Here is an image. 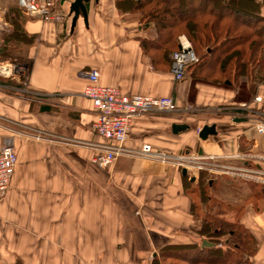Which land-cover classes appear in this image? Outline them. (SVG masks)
<instances>
[{"label":"crops","instance_id":"crops-1","mask_svg":"<svg viewBox=\"0 0 264 264\" xmlns=\"http://www.w3.org/2000/svg\"><path fill=\"white\" fill-rule=\"evenodd\" d=\"M73 2L56 0L65 13L58 23L28 14L18 0L0 7L4 32L19 7L20 28L33 37L26 45L27 78L0 76V148L11 142L18 153L11 188L0 200V264H162L164 247L208 241L195 217L201 177L215 181V197L245 206L240 221L257 240L251 261L264 264V194L250 186L263 183L184 175L183 168L135 155L99 168L91 163L96 150L90 143L103 139L84 94L88 71L97 68L101 85L174 96L175 110L134 118L129 148L148 142L175 153L242 154L226 160L264 169V133L257 129L264 123V79L227 83L189 70L176 81L170 56L143 48L142 38H155L157 29L143 24L141 12L120 8L117 0H90L87 20L81 13L73 26ZM250 6L246 11L264 17V0Z\"/></svg>","mask_w":264,"mask_h":264},{"label":"trees","instance_id":"trees-1","mask_svg":"<svg viewBox=\"0 0 264 264\" xmlns=\"http://www.w3.org/2000/svg\"><path fill=\"white\" fill-rule=\"evenodd\" d=\"M251 1L117 0V6L141 12L144 25L155 24L156 37L141 41L147 52L161 49L172 64V54L179 48L178 37L186 34L199 56L187 71L214 81L237 83L242 76L264 79V17L246 11L252 10ZM15 11L17 14L10 18L11 29L0 37V60L28 63L26 45L33 37L20 28L21 9L16 7ZM215 186V181L201 177L194 187L199 194L195 211L199 234L213 245L166 246L160 251L162 264H253L257 240L240 221L245 206L236 207L215 197ZM250 186L257 196L264 194L262 186Z\"/></svg>","mask_w":264,"mask_h":264},{"label":"built area","instance_id":"built-area-1","mask_svg":"<svg viewBox=\"0 0 264 264\" xmlns=\"http://www.w3.org/2000/svg\"><path fill=\"white\" fill-rule=\"evenodd\" d=\"M18 3L25 12L40 16L44 22L58 23L65 18V13L57 7L56 0H18ZM5 29H7V23L0 15V36ZM179 42V48L172 54L171 64L172 75L176 81L183 80L188 67L199 61V56L187 36L181 35ZM27 72L28 68L24 63L11 60L0 61V76L3 78H12L15 75L26 77ZM88 78L89 83L84 94L91 100L97 112L94 129L103 139L102 142L90 143V146L96 150V154L91 158L93 165L106 168L121 155H135L152 158L187 171L206 172L210 176L228 175L264 184L263 168L236 165L226 160L228 157L243 158L242 154L220 156L200 155L188 151L175 153L158 149L148 142L143 143L139 150L129 148L126 143L129 140L134 118L154 111L175 110L177 107L175 97L131 95L116 87L101 85L100 71L97 68L88 71ZM255 100L260 101L261 97H256ZM257 129L260 133H264V123L257 125ZM40 137V135L37 136V138ZM17 164V150L11 142H7L0 148V200L11 188Z\"/></svg>","mask_w":264,"mask_h":264},{"label":"water","instance_id":"water-1","mask_svg":"<svg viewBox=\"0 0 264 264\" xmlns=\"http://www.w3.org/2000/svg\"><path fill=\"white\" fill-rule=\"evenodd\" d=\"M90 0H74V2L72 3L71 5V12L74 13V18H73V26H75V23H76V20L77 18L80 16V14L82 13L85 17V19L87 20V6H86V3L89 2ZM177 129L178 128H182V126H178L176 125L175 126ZM208 130L207 127L203 128L200 132V137L203 138V139H206V131ZM182 173L184 175H187V170L186 169H183L182 170ZM194 178H192L193 180ZM203 246H208V245H213V243L211 242H208V241H204Z\"/></svg>","mask_w":264,"mask_h":264},{"label":"rangeland","instance_id":"rangeland-1","mask_svg":"<svg viewBox=\"0 0 264 264\" xmlns=\"http://www.w3.org/2000/svg\"><path fill=\"white\" fill-rule=\"evenodd\" d=\"M7 1H14V0H0V7L3 6V4H5ZM6 32V31H5ZM3 31L2 35L5 33ZM191 43H192V40L190 39ZM193 45V43H192ZM20 63H24V62H20ZM234 178V177H233ZM216 196H218L219 194L217 192L214 193ZM181 264H187L186 262H180Z\"/></svg>","mask_w":264,"mask_h":264}]
</instances>
